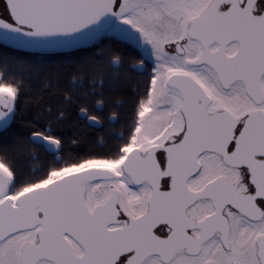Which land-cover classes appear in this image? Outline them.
Wrapping results in <instances>:
<instances>
[{
  "label": "snow or ice",
  "instance_id": "snow-or-ice-1",
  "mask_svg": "<svg viewBox=\"0 0 264 264\" xmlns=\"http://www.w3.org/2000/svg\"><path fill=\"white\" fill-rule=\"evenodd\" d=\"M67 65L33 110L14 69ZM0 264H264V0H3Z\"/></svg>",
  "mask_w": 264,
  "mask_h": 264
},
{
  "label": "trees",
  "instance_id": "trees-1",
  "mask_svg": "<svg viewBox=\"0 0 264 264\" xmlns=\"http://www.w3.org/2000/svg\"><path fill=\"white\" fill-rule=\"evenodd\" d=\"M114 47L119 48L121 52L124 54V60L122 66L116 69L104 65V73L107 77L112 80V88L110 91V98L113 104H117V102H121L124 107L120 109L121 113V122L117 126H109L106 122V127H111L112 131L115 135H118L116 131H123L125 127V116L128 115V97L131 94V90L136 87V83L139 80V74L132 70L131 66L134 65L133 56L134 53L131 50L124 48L120 45H115ZM77 56L85 55L84 52L76 53ZM116 58L113 57V60ZM14 71L19 72L24 78L28 81L30 87L27 92L28 103L33 106L36 104V97L43 95L44 99L42 103H54L59 96L60 90L69 86V78L73 73L78 72V69L72 65L62 66L59 69L56 68H45L41 70L29 69V68H21L14 69ZM47 80H51L53 82L58 80V87L45 91L44 85ZM85 86H87V82H85ZM23 119H31L32 111H24L23 103L21 104ZM107 114H111L108 109H106ZM19 118V117H18ZM123 118V119H122ZM74 120V118H73ZM76 127V123H70L64 129V134L66 139L71 138L73 136L74 128ZM126 132V130L124 131ZM101 142L103 137L100 138ZM48 157L41 151H38L33 157L27 160V164L33 168H39L42 164L48 162Z\"/></svg>",
  "mask_w": 264,
  "mask_h": 264
},
{
  "label": "flooded vegetation",
  "instance_id": "flooded-vegetation-1",
  "mask_svg": "<svg viewBox=\"0 0 264 264\" xmlns=\"http://www.w3.org/2000/svg\"><path fill=\"white\" fill-rule=\"evenodd\" d=\"M2 3H3V0H0V5H1V6H2ZM119 68H120V67H119ZM131 68H132V70H133V66H131ZM133 71H134V70H133ZM135 72H136V71H135ZM136 73H137V72H136ZM117 104H122V103H121V102H117ZM102 115H104L105 117H108V116H110L111 114H107L106 109H105V112L102 113ZM122 119H123V118H122ZM121 121H122V120H121V118H120L119 122H118L117 124H115V125H112V126H117V125H119ZM106 122L108 123V120H107V119H105L104 123L106 124ZM125 130H126V128L124 127V128H123V131H116V133L119 135V134L124 133Z\"/></svg>",
  "mask_w": 264,
  "mask_h": 264
},
{
  "label": "rangeland",
  "instance_id": "rangeland-1",
  "mask_svg": "<svg viewBox=\"0 0 264 264\" xmlns=\"http://www.w3.org/2000/svg\"><path fill=\"white\" fill-rule=\"evenodd\" d=\"M1 6V5H0Z\"/></svg>",
  "mask_w": 264,
  "mask_h": 264
},
{
  "label": "water",
  "instance_id": "water-1",
  "mask_svg": "<svg viewBox=\"0 0 264 264\" xmlns=\"http://www.w3.org/2000/svg\"><path fill=\"white\" fill-rule=\"evenodd\" d=\"M115 61V60H114Z\"/></svg>",
  "mask_w": 264,
  "mask_h": 264
}]
</instances>
